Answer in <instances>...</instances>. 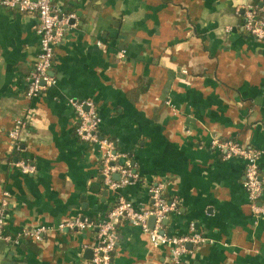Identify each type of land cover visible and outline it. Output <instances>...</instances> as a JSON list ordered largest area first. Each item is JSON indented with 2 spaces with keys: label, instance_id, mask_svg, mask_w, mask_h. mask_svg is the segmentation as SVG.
Instances as JSON below:
<instances>
[{
  "label": "crops",
  "instance_id": "obj_1",
  "mask_svg": "<svg viewBox=\"0 0 264 264\" xmlns=\"http://www.w3.org/2000/svg\"><path fill=\"white\" fill-rule=\"evenodd\" d=\"M263 2L56 0L61 15L75 19L55 49L56 84L33 100L27 78L40 51L39 17L0 7V199L10 194L12 239L0 243V264H87L96 231L13 241L24 229L77 217L103 221L118 196L148 210L149 188L159 182L179 202L165 232L187 235L194 223L209 241L189 245L186 264H264V215L252 211L245 163L210 148L218 138L264 152V42L243 30L237 13ZM87 99L102 135L139 176L118 193L103 183L100 150L75 135L71 100ZM19 119L28 127L15 152L8 135ZM23 160L34 174L15 166ZM259 166L264 185V158ZM169 261V247H154L141 227L119 225L113 264Z\"/></svg>",
  "mask_w": 264,
  "mask_h": 264
},
{
  "label": "built area",
  "instance_id": "obj_2",
  "mask_svg": "<svg viewBox=\"0 0 264 264\" xmlns=\"http://www.w3.org/2000/svg\"><path fill=\"white\" fill-rule=\"evenodd\" d=\"M56 0H0V7L9 10H19L24 13H35L39 17L37 33L40 37V51L34 68L27 78L28 89L26 96L33 100L40 97L56 84V79L51 75L54 64L56 46L65 37L66 26L75 19V15L62 16L55 5ZM243 17V30L251 37L264 42V2L261 6L248 4L238 7L237 13ZM229 30V29H228ZM101 45V43H99ZM121 57L124 54L121 53ZM170 104V103H169ZM75 111L77 125L76 138L90 144L101 152V175L105 187L113 193L139 181L138 174L127 157L117 151V143L101 133L102 119L93 100H71ZM28 127L27 121L19 119L16 126L9 132L12 149L21 151V134ZM210 148L218 151L224 159L240 158L245 163L244 187L251 201L252 211L255 216L264 215V208L259 202L264 191L260 174L259 162L264 158V152L242 147L233 141H222L213 138ZM23 174L30 175L36 172L35 164L19 161L15 164ZM119 178L116 179L115 177ZM149 194L152 207L148 210H139L134 203L122 196L117 197L114 207L109 211L103 221L95 222L87 218L77 217L57 227H38L24 229L14 243L20 240L42 242L44 235L51 231H96V243L93 246V258L87 264H113V254L118 245V227L124 221L133 226L141 227L149 236V241L154 247L167 246L170 249L169 264H186L185 257L189 253V245H204L208 239L200 234L194 223L190 226V233L182 236L168 235L164 230V223L168 217L179 210L177 200L166 197V185L163 182L151 185ZM10 204V194L3 192L0 199V243L12 239L5 235L6 217ZM155 217L153 228L149 227V219Z\"/></svg>",
  "mask_w": 264,
  "mask_h": 264
},
{
  "label": "water",
  "instance_id": "obj_3",
  "mask_svg": "<svg viewBox=\"0 0 264 264\" xmlns=\"http://www.w3.org/2000/svg\"><path fill=\"white\" fill-rule=\"evenodd\" d=\"M73 23H74V21L71 20V21H70V25L73 24ZM115 178L118 179L119 177L116 176ZM154 224H155V217H151V218L149 219V227H150V228H153V227H154ZM92 258H93V251L91 250L89 260H91Z\"/></svg>",
  "mask_w": 264,
  "mask_h": 264
}]
</instances>
